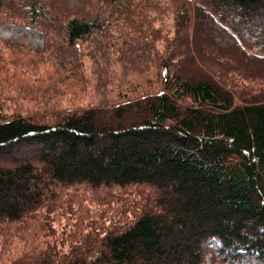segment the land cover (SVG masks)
<instances>
[{"label": "trees", "instance_id": "obj_1", "mask_svg": "<svg viewBox=\"0 0 264 264\" xmlns=\"http://www.w3.org/2000/svg\"><path fill=\"white\" fill-rule=\"evenodd\" d=\"M73 3L0 0V264H264V0Z\"/></svg>", "mask_w": 264, "mask_h": 264}, {"label": "rangeland", "instance_id": "obj_2", "mask_svg": "<svg viewBox=\"0 0 264 264\" xmlns=\"http://www.w3.org/2000/svg\"><path fill=\"white\" fill-rule=\"evenodd\" d=\"M71 2L72 4H74L73 0H71ZM0 38H3L5 40H10V41L13 40V41L18 42L19 44H23L25 46L32 47V48L42 49L45 46L44 37L37 29H33V28L27 27L22 24H15L9 21L0 22ZM116 58H118V56L114 54L111 57V61H115ZM104 60L106 61L107 59L105 57L101 58L97 54L91 57L85 58V63L89 67L86 73L90 77L91 83L94 82V80L98 77L99 74L104 73V72H100L101 71L100 66L104 67ZM97 71L100 72L98 75L96 74ZM108 71L109 73L113 75L111 84L120 83L119 80L122 77L127 78V79H132V80L140 77L139 73L135 71L134 68H132L131 66L129 67V69H127L125 63H124V66L123 65L121 66V64L115 63L112 67L110 66L108 67ZM29 77H30L29 75L26 76V78H29ZM22 78L24 77L20 76L18 78H12V79L10 78L7 83L18 84V86L20 84V86H22V84L29 83L30 81H32L30 79H33L34 77L32 78L31 76L30 79L28 80H24L23 82L22 81L18 82V79H22ZM6 92L7 91L3 93L4 97L7 96ZM9 92L10 93L13 92V89H11ZM17 99L18 98L16 97V100H14L15 104L20 103L21 107H23L24 109L26 108V110H28V108L33 107L32 103L30 104V103H27L26 101L24 102V101L17 100ZM6 105L9 107L10 110H12V108L14 109V105L12 101L7 102ZM82 203L83 205L87 206L88 209H90L93 213L99 209V206H98L99 203L93 200H87V202L83 201Z\"/></svg>", "mask_w": 264, "mask_h": 264}]
</instances>
